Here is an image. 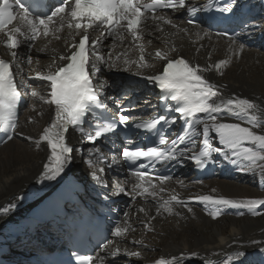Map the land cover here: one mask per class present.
Segmentation results:
<instances>
[{"label":"snow or ice","instance_id":"obj_1","mask_svg":"<svg viewBox=\"0 0 264 264\" xmlns=\"http://www.w3.org/2000/svg\"><path fill=\"white\" fill-rule=\"evenodd\" d=\"M49 12L34 13L22 0H0V34H3V43L8 50L12 60L0 58V132L4 133L6 139L0 142L11 141L18 133L17 109L21 100V92L18 88V81L13 72V62L18 57V50L22 45L32 47L40 37H54L61 39V33L67 29L68 39L65 40V50L59 54L57 63L55 60L49 66L46 73L37 72L30 79L46 82L48 84L47 98L39 96V99L54 106V116L50 124L43 130V133L34 142L39 147L41 141L47 142L51 147L50 163L45 165L44 175L48 179H56L64 170L65 166L73 159V148L68 146L65 134L69 128L79 132L94 146L87 149L89 156H96V159H89L88 163L94 166L103 158L104 154L96 142L104 143L112 135H125L129 132L130 117L124 112V107L119 108V114L113 115L106 100L112 97H101L94 80L95 74L101 72L102 68L114 69L116 62L125 56V52L113 56L114 46L117 41L123 43L125 34L130 36L133 46H138V66H147L145 60V46L143 40V26L148 20L161 21L178 28L172 19L157 16V10L171 9L174 11L186 10L188 13L196 14L211 11L216 8L221 13L237 15L241 10L239 0H228L222 7L217 6L215 0H207V3L199 7L186 4V0H56L55 4H46ZM147 14V15H146ZM190 25L196 24L195 19L188 21ZM242 29H251L247 35H252L258 29L264 30V25L244 22ZM185 33L187 28L181 29ZM92 33H99L93 36ZM207 35V33H204ZM199 35V32H197ZM218 35L229 39L230 46L242 54L243 44L236 45L240 37L228 32ZM109 37L113 38V44L107 46L104 41ZM246 38V37H245ZM203 47V45H201ZM199 48L196 50L199 52ZM43 51V50H41ZM175 48L168 52L157 49L155 57L164 62L162 70L158 74L144 76L143 78L159 87L162 90L161 98L165 103V114L159 115L148 121L133 122L131 129H143L154 137L153 146L144 147L139 144L123 142L118 149L119 157L113 155L111 162L118 163L119 159L129 165V175L133 177L129 195L135 199L140 197L145 201L151 199L157 205L156 214L161 210L171 214L174 205L185 207L188 201L179 199L177 194H172L165 199L161 193L165 189L161 186L165 181L171 179L168 175H155L157 165L168 167L172 163L180 164L184 158L194 161L195 166L204 169L213 163V155L220 154L223 159L237 166L238 170H247L255 174L259 168V179L264 184V132L254 129L264 127V121L257 113H264V99L257 102L254 98L233 96L225 99L221 92V85L210 82L205 73L213 69L219 75H223V69L231 63V59H220L215 64L202 66L199 63H192L183 55H170ZM211 53H209V56ZM28 63H31L32 56L27 55ZM125 67L130 62L124 59ZM18 67V66H17ZM140 75L139 72L136 73ZM107 81L100 83V90H103ZM26 87H30L27 85ZM31 95L39 94L33 90ZM99 110H103L98 114ZM35 111V109H34ZM168 111L179 113L183 119L185 128L183 133L170 143L163 133V126L171 127L176 120L167 114ZM222 113L231 116L241 117L247 120L249 126H242L241 123L221 122ZM92 117V119H89ZM34 120V117H29ZM162 126V127H158ZM202 128L199 135L202 137V148L198 152L193 151L198 136L197 128ZM215 133L220 145L214 147L212 136ZM27 140H34L27 136ZM187 141V142H186ZM114 143V142H113ZM183 145V147H181ZM151 169V171H149ZM104 167H98L92 172L93 178L98 183L104 182V177L98 173H104ZM159 182V183H157ZM118 182L120 192H124V184ZM182 183V182H181ZM206 205L212 206L210 215L213 219L222 216L228 208L245 209L252 215H264L258 211L264 206V198L230 199L223 196L217 198L210 195H199L190 197ZM8 208L4 209L7 212ZM145 212L144 207L139 209ZM243 216L244 212H239ZM128 216V213H125ZM148 223H141L145 228L151 229V220ZM132 229V226L125 220L122 225L118 224L114 230V236L124 237ZM134 230V229H132ZM135 244H142V240L133 241ZM113 241H107L102 245L101 251L107 253V249ZM253 245L264 244V241L252 240ZM121 249L116 247L109 255L116 258L121 254ZM264 256V247L260 248ZM128 257H139V251L123 250ZM196 256V253L192 254ZM235 264H243L245 253L238 251L234 253ZM79 264H105V256L102 255H81L78 257ZM233 257H228L231 264ZM155 264H178L175 258L165 260L158 259Z\"/></svg>","mask_w":264,"mask_h":264},{"label":"bare ground","instance_id":"obj_2","mask_svg":"<svg viewBox=\"0 0 264 264\" xmlns=\"http://www.w3.org/2000/svg\"><path fill=\"white\" fill-rule=\"evenodd\" d=\"M253 3L257 8L255 19L261 18V25H264V0H254ZM160 26L162 24L148 27L147 52L144 54H148L146 67H139L134 48L129 44H123L114 49L113 53L116 55L125 52L126 55L121 56L114 69H109L114 74L102 75L101 80L107 81L108 84L118 89L124 84L125 76H131L136 87L151 92L154 84L151 83L152 87L147 89L148 81H143V77L157 74L160 71L158 64L162 65L163 61L155 57L153 53L149 54V51L159 49L168 52L174 47L175 51L170 55H186L192 63H199L202 66L215 64L220 59H231V63L223 69L222 76L214 69L205 73V77L210 82L222 86L220 90L225 99L233 96L254 98L257 102L264 99V47L258 36V34L264 36V30H256L247 43L237 40L236 45H240V43L244 45L243 52L241 54L236 51L234 54L236 46H230L231 42L212 38L194 42L200 39L202 34L197 35L195 31L185 33L181 28L170 27L169 34L166 35L158 32ZM163 26L170 25L163 24ZM243 31L248 33L252 30L244 29ZM53 42L55 43L43 51L38 45L36 50L30 53L31 56H36L42 52L43 57L41 63H36L34 66L32 63L26 66L30 69L29 77H34L37 72L46 73L54 60L59 63L57 58L65 48L62 42L57 40ZM25 48L24 46L23 49L25 50ZM198 48L199 52L196 51ZM0 49H4L2 42H0ZM209 53H211L210 56ZM125 58L130 62L127 68L124 64ZM23 62L28 64L26 56L23 57ZM137 72L140 75H137ZM34 81L40 84V88L36 89L39 95L33 96V103L20 118L18 133H23V135H18L19 139L16 136L0 147V249L8 247L13 242L17 247L16 245L21 239H18L14 231L27 226L31 228L35 207L61 185L67 174H75L81 179L97 182L93 178L92 172L96 171L98 167H106L104 157L95 166L88 163L89 159L95 160L96 156H89L87 149L92 147L85 146L78 131L73 129L69 132V138L66 140V143L73 147V159L56 179L46 178L44 175L45 165L50 163L51 147L44 141H41L37 147L34 141L47 127L50 107L49 104L39 99V96L47 98L45 90L47 83ZM107 83L104 85L105 87ZM126 88L131 87L127 84ZM261 107H264V104ZM257 114L264 121V113ZM29 117H34V120L30 121ZM220 120L225 123H241L242 126H249L246 119L227 113H222ZM254 130L264 132V127ZM200 132H197L196 138L202 140ZM29 135L34 140H27L26 137ZM210 135L214 143L219 144L215 133H210ZM83 154L85 159L82 157ZM80 158L83 161H80ZM259 163L264 164V162ZM224 165L233 166L221 155L219 173L213 179L206 180L202 184L185 183L181 180L162 184V186L170 188L161 193L163 197L167 199L168 196L177 194L179 199L188 201V206L192 209L191 212L185 207L178 206L174 207L171 214L161 210V213L157 215L156 204H134L129 210L128 216L122 221L123 223L127 220L134 230L130 229L124 237L114 236L113 243L107 249L108 253L100 250L99 255L105 256V264H155L161 258L165 260L175 258L176 261L180 260L178 264H229V256L233 257L231 264H235L238 258L234 253L238 251L245 253L243 264H264V256L260 253V248L264 247V244L253 245L251 243L252 240L264 241V215H252L245 209L228 208L221 217L213 219L210 215L211 205L189 199L199 195H210L217 198L223 196L230 199L264 198V184L259 179V168L255 169V174L247 170H238L237 166L225 172ZM106 172L105 168L104 173L98 174L106 177ZM113 180L116 182V179ZM141 207H144L145 212L139 211ZM5 208H8L7 212H4ZM258 211L264 213V206ZM239 212L245 214L241 216L238 214ZM152 216L156 218L151 220L152 230H149L144 227L141 221L148 223ZM137 240H142L143 243L135 244L133 241ZM116 247L122 251L116 258H113L109 253ZM125 249L139 251L141 255L128 257L123 254ZM193 253L197 255L193 256Z\"/></svg>","mask_w":264,"mask_h":264},{"label":"rangeland","instance_id":"obj_3","mask_svg":"<svg viewBox=\"0 0 264 264\" xmlns=\"http://www.w3.org/2000/svg\"><path fill=\"white\" fill-rule=\"evenodd\" d=\"M35 64H36V62H35V63H33V66H34ZM150 64H151V63H150ZM28 75H29V73H28ZM17 139H19V138L17 137ZM82 157L85 159V157H84V156H82ZM80 161H83V159L81 160V158H80ZM9 224H11V223H9ZM18 239H20V238L18 237ZM13 243H14V242H13ZM13 243H12V244H13ZM9 246H10V245H9ZM9 246H8V247H9ZM23 252H24V250H23Z\"/></svg>","mask_w":264,"mask_h":264}]
</instances>
